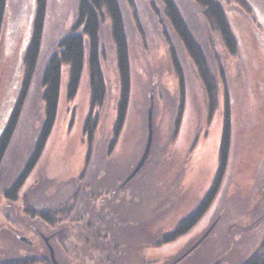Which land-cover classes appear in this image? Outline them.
I'll list each match as a JSON object with an SVG mask.
<instances>
[{"label":"rangeland","instance_id":"374dc122","mask_svg":"<svg viewBox=\"0 0 264 264\" xmlns=\"http://www.w3.org/2000/svg\"><path fill=\"white\" fill-rule=\"evenodd\" d=\"M217 1L236 40L234 53L223 47L196 3L174 0L216 82L218 106L211 118L202 80L165 18L161 1L118 0L129 47L131 89L115 147L109 154L118 76L105 22L99 39L106 96L89 160L82 134L90 97L86 69L70 102L64 70L53 129L37 165L12 200L7 193L28 161L43 122L42 72L75 24L78 0H47L39 58L0 165V262L48 256L34 229L48 243L55 235L49 245L59 264H172L212 225L197 249L176 264H241L256 250L264 236V0ZM34 5V0H7L0 33V136L17 106ZM224 99L231 145L220 190L189 232L164 244L163 235L198 206L215 175ZM182 101V120L174 135ZM150 106L148 157L119 191L143 153ZM67 207L69 214L53 223L32 211L56 210L55 217Z\"/></svg>","mask_w":264,"mask_h":264},{"label":"trees","instance_id":"16d2710c","mask_svg":"<svg viewBox=\"0 0 264 264\" xmlns=\"http://www.w3.org/2000/svg\"><path fill=\"white\" fill-rule=\"evenodd\" d=\"M165 18L176 34L178 40L184 47L188 56L191 58L206 91L207 118H211L217 109L216 82L210 72L206 57L193 37L182 18L174 0H160ZM196 3L202 11L209 27L220 38L223 47L230 53L236 50V40L227 20L226 13L217 0H191ZM7 0H0V33L3 25ZM34 12L32 17L30 39L24 54L23 62L25 71L20 88L17 106L11 113L0 136V165L5 156L6 150L13 137L16 124L24 103L27 91L32 80L37 60L39 58L42 36L44 31L47 0H34ZM75 24L71 32L59 42L58 54L52 55L42 72V101H43V122L36 142L24 164L20 174L11 185L7 196L15 200L17 193L21 190L26 179L37 165L42 152L45 148L47 139L53 129L60 91L63 80V71L66 72L65 95L68 102L72 101L77 94L80 80L86 69L88 85L90 91L89 110L85 117L82 134L87 145L86 161L89 160L94 140V133L98 124L99 111L101 110L105 96L106 87L101 70V50L99 32L103 23H108L109 34L114 47L115 62L118 76V98L115 107V119L112 126L111 139L108 143V153L110 154L115 147L121 131L124 127L130 99V66H129V47L126 37L125 25L118 0H78ZM172 63L179 73L178 64L171 55ZM180 77V76H179ZM181 95H183V83L180 82ZM224 99L222 112V130L218 151V163L215 175L212 179L208 191L194 211L184 218L175 229L163 239L164 244L173 242L189 232L198 221L206 214L214 199L216 198L222 180L224 178L231 145V120L229 106ZM183 101L180 103L173 123L174 135L177 134L183 112ZM68 207L54 217L55 211L35 212L40 219L47 223L58 221L60 217H66L70 210ZM57 217V218H56ZM59 218V219H58ZM47 253V252H46ZM0 264H51L46 256L37 258H26L21 260H10L0 262ZM241 264H264V236L256 250Z\"/></svg>","mask_w":264,"mask_h":264},{"label":"water","instance_id":"95a60500","mask_svg":"<svg viewBox=\"0 0 264 264\" xmlns=\"http://www.w3.org/2000/svg\"><path fill=\"white\" fill-rule=\"evenodd\" d=\"M147 128H148V137L146 140V144H145L143 153H142L139 161L137 162L136 166L131 171V173L125 178V180L120 185V188L123 187L124 185H126L133 177H135L138 174V172L144 166L146 159L148 157L150 147H151V142H152V106H150V108L148 109V112H147ZM210 230H211V228L208 229V231L200 238V240L191 249H189L183 256H181L179 259H177L172 264L178 263L184 257H186L191 251H193L207 237ZM20 239L23 242L29 243V241L26 238L21 237ZM44 243H45L47 250H48L50 263L51 264H59L55 259L54 251H53L52 247L49 245L47 237L44 238Z\"/></svg>","mask_w":264,"mask_h":264},{"label":"flooded vegetation","instance_id":"af4514ba","mask_svg":"<svg viewBox=\"0 0 264 264\" xmlns=\"http://www.w3.org/2000/svg\"><path fill=\"white\" fill-rule=\"evenodd\" d=\"M128 183H129V182H128ZM128 183H127V184H128ZM127 184H126V185H127ZM126 185H124L123 187L119 188L118 190H119V191H120V190H123V189L126 187ZM195 208H196V207H195ZM193 211H194V210H193ZM193 211H191L190 213H188L184 218H186L188 215H190ZM184 218H182V220H183ZM182 220H180V221L178 222V224H179ZM178 224H177V225H178ZM177 225H176V226H177ZM176 226H175V227H176ZM213 226H214V225H212V228H213ZM175 227H174L172 230H170L169 232L165 233V234L163 235V238H165L166 236H168V235H169V234L175 229ZM210 228H211V227H210ZM212 228H211V229H212ZM207 231H208V230H207ZM207 231H206V232H207ZM34 232L37 233V234H38L43 240H44V238L46 237L45 235H43L42 232L39 231V229H34ZM209 233H210V232H209ZM204 234H205V233H204ZM49 237H50L49 244L52 245V240H53V238L55 237V235H52V236H49ZM206 238H207V237H206ZM206 238H205V239H206ZM30 243H31V241H30ZM196 243H197V242H196ZM196 243H195V244H196ZM201 243H202V242H201ZM201 243H200V244H201ZM195 244H194V245H195ZM194 245H193V246H194ZM193 246H192V247H193ZM192 247H191V248H192ZM197 247H198V246H197ZM197 247H196L193 251H195V250L197 249ZM46 250H47V249H46ZM193 251H191L189 254H191ZM186 252H187V251H186ZM47 253H48V252H47ZM54 253H55V252H54ZM189 254H188V255H189ZM188 255H187V256H188ZM187 256H186V257H187ZM47 257L49 258V255H48ZM100 258H105V256L103 255V256H101ZM76 264H81V263H76Z\"/></svg>","mask_w":264,"mask_h":264}]
</instances>
